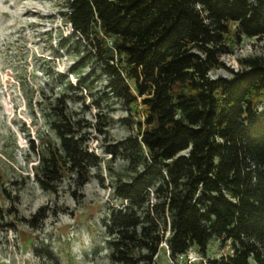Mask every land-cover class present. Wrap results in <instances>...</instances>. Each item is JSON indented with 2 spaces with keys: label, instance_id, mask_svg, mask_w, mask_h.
<instances>
[{
  "label": "trees",
  "instance_id": "1",
  "mask_svg": "<svg viewBox=\"0 0 264 264\" xmlns=\"http://www.w3.org/2000/svg\"><path fill=\"white\" fill-rule=\"evenodd\" d=\"M65 6V21L108 78L104 96L139 101L144 111L135 135L106 151L124 155L132 171L113 186L121 206L104 221L110 264H154L162 242L171 258L190 248L206 256L212 239L230 252L207 264H264V109H257L264 59L243 58L241 70L219 59L230 23L238 38L264 36V0ZM219 68L231 76L210 77ZM46 104L56 141H30L33 175L44 191L54 192L64 177L79 191L101 157L89 151L86 123L73 117L64 93Z\"/></svg>",
  "mask_w": 264,
  "mask_h": 264
},
{
  "label": "rangeland",
  "instance_id": "2",
  "mask_svg": "<svg viewBox=\"0 0 264 264\" xmlns=\"http://www.w3.org/2000/svg\"><path fill=\"white\" fill-rule=\"evenodd\" d=\"M65 11V0L0 2V264H110L104 221L109 208L121 206L113 186L132 171L124 155L106 151L135 135L144 111L139 101L126 105L104 96L108 78L90 56L87 40H77ZM224 40L219 59L233 70L244 69L243 58L264 59V36L238 38L230 23ZM209 75L231 76L221 68ZM81 78L85 85L79 86ZM62 93L73 117L86 123L89 151L101 162L81 190L64 177L49 192L35 180L37 157L29 147L32 140L56 141L45 106ZM257 109H264V99ZM39 208L44 210L33 219ZM229 252L228 244L212 239L206 256L190 248L171 258L162 242L154 264H207Z\"/></svg>",
  "mask_w": 264,
  "mask_h": 264
},
{
  "label": "clouds",
  "instance_id": "3",
  "mask_svg": "<svg viewBox=\"0 0 264 264\" xmlns=\"http://www.w3.org/2000/svg\"><path fill=\"white\" fill-rule=\"evenodd\" d=\"M0 2H2V0H0Z\"/></svg>",
  "mask_w": 264,
  "mask_h": 264
}]
</instances>
